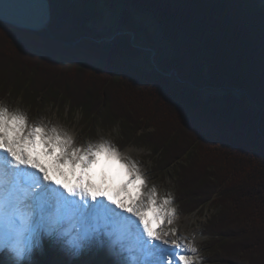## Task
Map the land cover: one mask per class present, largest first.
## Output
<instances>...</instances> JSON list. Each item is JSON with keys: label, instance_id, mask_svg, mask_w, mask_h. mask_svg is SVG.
Masks as SVG:
<instances>
[{"label": "trees", "instance_id": "1", "mask_svg": "<svg viewBox=\"0 0 264 264\" xmlns=\"http://www.w3.org/2000/svg\"><path fill=\"white\" fill-rule=\"evenodd\" d=\"M49 2L50 32L0 22V102L34 114L57 104L89 128L117 123L173 171L185 213L216 210L206 232L218 264H264V6ZM134 14L154 19L160 43ZM81 64L93 73L75 71Z\"/></svg>", "mask_w": 264, "mask_h": 264}, {"label": "snow or ice", "instance_id": "2", "mask_svg": "<svg viewBox=\"0 0 264 264\" xmlns=\"http://www.w3.org/2000/svg\"><path fill=\"white\" fill-rule=\"evenodd\" d=\"M261 108L264 113V81ZM42 157L51 159V165L47 166ZM102 159L116 162L126 177L114 190L104 181L97 184L87 179ZM77 169L81 173L79 177H75ZM72 177L74 183L70 182ZM145 185L138 165L126 162L108 142L76 147L66 131L30 125L24 113L0 104V186L5 190L0 199V223L8 238L7 246L13 247L17 257L30 251L28 245L21 249L12 244L21 230H27L31 247L38 245L45 233L55 242L62 222L72 217L84 225L77 249H90L95 240L103 238L108 225L120 223L129 232H135L139 248L152 256L151 260L138 264H193L186 253L173 251L181 248L178 240L169 239L170 235L177 236V230H163L165 220L172 224L176 215L175 209L163 207L170 205L171 199L165 198L163 205L158 206L153 189L148 201L153 214L148 217L138 200L129 197L125 203L120 198L130 187L142 189ZM52 250H56L55 246ZM190 251L195 253L197 249L191 247ZM80 255L84 256V252ZM87 255L107 257L102 249L89 251Z\"/></svg>", "mask_w": 264, "mask_h": 264}, {"label": "rangeland", "instance_id": "3", "mask_svg": "<svg viewBox=\"0 0 264 264\" xmlns=\"http://www.w3.org/2000/svg\"><path fill=\"white\" fill-rule=\"evenodd\" d=\"M255 2L260 6H264V0H255ZM134 15L137 20L141 21L148 27L149 32L153 35L155 41L157 43H160L162 34L158 24L154 21V19L144 15ZM47 32H50V29ZM127 33L129 35L130 42L132 43V41L134 40L133 33L131 31H128L124 34ZM119 34L120 33H117L109 39H104V41L110 42ZM80 40H78L77 42L79 43ZM102 40L103 39H101L99 42H102ZM67 43L68 42L64 44ZM31 50L32 49L30 48V51ZM21 52L27 53V55L29 53L27 52V50L26 52ZM34 54L35 53H32V55ZM155 54L156 53L154 51H151L150 57H154ZM42 57H44V55ZM86 67L87 66L84 67V65L76 67L75 71H79L80 73L92 72L90 68ZM72 82L75 81H70V84H72ZM205 89L207 88L204 87L203 90ZM0 104L9 108V110L11 111H20L24 113L28 117L30 125L39 124L47 128L56 127L57 129L66 131L70 136L73 137L76 147H86L88 144L95 145L106 141L110 145L116 147L120 151V153L129 150L131 153L130 157L126 158V162H135L140 170L143 169L145 171L148 182L145 195L151 196L152 190L155 189V199L157 200L158 206L163 205V200L165 198L171 199L172 203L170 205H164L163 207L164 209H167L169 207L175 209L176 215L173 217L174 222L172 224H168L165 222L164 226L166 227V229H169L170 226L178 230L181 228L180 234H187V236L190 237V244H188V252L186 254L189 257L194 258L193 264H218L216 254L213 253L208 246L210 244V236L206 232L207 225L210 224V221L213 217L217 216L216 210L212 207L205 206L197 212L194 211L191 213H185V211H183V209L181 208L180 201H178L177 198V183L175 181L173 171L167 170L166 172H163L159 165L154 161L151 151L146 146L142 145V142L138 141L133 136L124 135L122 129L117 125V123H105L103 125L98 120L97 122H94L93 125L89 128L87 123L82 119L80 111H67L66 109L64 110L62 106L60 107L57 104H46L44 102L43 105H45L43 106L42 110H37L38 112H36V114H34V112L32 111V107L23 105V103L19 104V101L17 102V104H13L12 102L11 106L6 104L5 101L0 102ZM146 132L150 134L152 132V128L147 129ZM257 194H261V192H258ZM178 241L180 240L178 239ZM44 243L39 240L38 245H36L35 247H30L28 256L25 259V261L27 260L28 264L69 263V260L67 259L69 257L67 256V258L60 257L61 259L64 258L62 261L60 259H56L58 262H51V254H49L51 250H47L45 245L47 243ZM191 247L196 248L197 251L195 253L191 252ZM78 258L79 257H73L76 264H80ZM82 260L84 259L82 258ZM88 264H96V260H88Z\"/></svg>", "mask_w": 264, "mask_h": 264}, {"label": "bare ground", "instance_id": "4", "mask_svg": "<svg viewBox=\"0 0 264 264\" xmlns=\"http://www.w3.org/2000/svg\"><path fill=\"white\" fill-rule=\"evenodd\" d=\"M39 151V149H38ZM130 151L126 150L124 152H121V155L125 158L130 157ZM45 164L47 166H50L52 163V160L46 157H42ZM141 174L146 180V185L142 189L138 188H129L127 193H121L120 198L124 200L125 203L129 202V197H132L134 200H138L140 203V206L143 208L145 214L148 217H151L153 214L152 206L149 205L148 201L150 196L145 195L146 194V186L148 184L147 177L145 175V171L142 169ZM55 175V173H53ZM81 176V173L79 169L76 170L75 177ZM75 177L70 178V182H75ZM62 179L61 177H57ZM90 182L99 184L101 181H104L106 185L110 187L111 190H114L115 188H118L123 181L126 179V177L123 174V170L119 168V165L114 161H105L101 160V163L98 164L92 172L89 174V177L87 178ZM5 190L2 186H0V199L3 198ZM164 215V213H161ZM135 219V218H133ZM167 223V221L165 220ZM165 222L163 224V230L165 231H171L173 229L171 226L169 229H166ZM175 227V226H174ZM118 228V229H117ZM84 225L77 219H74L72 217L66 218L62 222V227L59 235L56 237L55 242H53V239L47 235L46 233L40 237L41 240H43L45 243L46 240L48 241V244H53L56 248V250H59L58 257L55 258L53 255L54 250L50 246L49 250L51 248L50 254V261L55 263L58 259L61 260L62 257H69V258H76L79 257L78 260L80 261V264H88V260H96V264H138L139 261H144V255L146 252L141 250L138 246L137 236L135 232H129L126 227L120 223H116L115 230L112 229V224L108 225L103 238L95 240L90 249H77L76 245L81 242V237L83 234ZM117 229V230H116ZM177 230V236H171L169 239L173 240H180L178 241L181 244V248L179 249H173V251L177 253H187L188 252V244H190V237L186 235L180 234L181 228ZM142 232V229H140ZM65 243V244H64ZM12 244L20 247L21 249L24 248L26 245L30 246L32 245L31 237L29 236L27 230H21L15 238L12 240ZM72 244V248L69 246L70 249H67L66 245ZM5 245V246H2ZM8 245V238L5 236L3 231V224L0 223V261H4L5 256V262L4 264H11L12 262H16L19 260V264L25 263L26 256H20L17 257L13 251L12 246ZM47 247V248H48ZM103 250L107 257L105 256H88L87 253L89 251L95 252L96 250ZM138 250L140 259L138 256ZM84 252V256H81L80 253ZM61 257V258H60ZM152 259V256H150ZM82 258L84 260H82ZM192 258V257H190ZM52 259V260H51ZM57 259V260H56ZM137 259V262H134L132 260ZM194 261V258H192ZM112 261V262H111ZM148 261V260H147ZM58 262V261H57Z\"/></svg>", "mask_w": 264, "mask_h": 264}, {"label": "water", "instance_id": "5", "mask_svg": "<svg viewBox=\"0 0 264 264\" xmlns=\"http://www.w3.org/2000/svg\"><path fill=\"white\" fill-rule=\"evenodd\" d=\"M51 21L49 0H0V22L18 29L48 31Z\"/></svg>", "mask_w": 264, "mask_h": 264}]
</instances>
